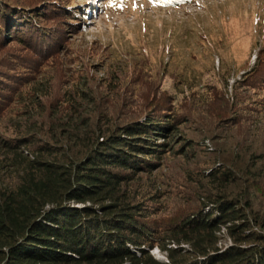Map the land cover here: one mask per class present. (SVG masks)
<instances>
[{
  "label": "trees",
  "instance_id": "trees-1",
  "mask_svg": "<svg viewBox=\"0 0 264 264\" xmlns=\"http://www.w3.org/2000/svg\"><path fill=\"white\" fill-rule=\"evenodd\" d=\"M67 2L0 0V51L9 48L0 57V118L46 64L60 75L50 106L21 110L17 131L0 134V264H264V150H244L243 186L237 168L213 169L205 180L216 186L214 195L180 217H154L163 209L152 198L158 192L137 199L131 191L177 151L182 114L169 112L159 96L122 122L83 111L96 94L85 69L62 71V35L78 20ZM240 82L264 85V45ZM256 103L240 113L222 110L219 120L234 128L248 115L264 116V99ZM43 112L54 131L40 137L31 130L43 132L35 116ZM22 128L29 131L20 134ZM222 227L232 241L227 248L218 245ZM181 243L187 247L171 246ZM153 247L167 261L154 258Z\"/></svg>",
  "mask_w": 264,
  "mask_h": 264
},
{
  "label": "rangeland",
  "instance_id": "rangeland-1",
  "mask_svg": "<svg viewBox=\"0 0 264 264\" xmlns=\"http://www.w3.org/2000/svg\"><path fill=\"white\" fill-rule=\"evenodd\" d=\"M67 3L78 20L73 30L63 34L65 39L62 35V71L69 76L75 69H85V80L96 94L94 104H82L83 111L90 107L92 114L101 111L112 121L122 122L131 111L159 96L170 102L169 112L182 114L177 151L165 154L153 174L143 175L131 191L137 199L158 192V198H152L163 209L154 217H180L204 203L205 194L214 195L216 186L205 180L213 169L237 168V184L243 186L245 177L238 168L247 161L244 150H264V116L253 113L247 116L249 122L244 118L234 128L219 119L222 110L240 113L264 99V85L252 88L237 83L251 71L264 45V0H191L175 5H168V0ZM5 47L0 57L6 55L8 44ZM53 70L46 64L36 79L15 93L0 118V134L17 131L14 123L21 121V110L31 114L50 106L51 90L58 87L60 76ZM45 115H35L43 132L41 128L31 130L40 137L54 131L52 120L43 119ZM18 131L26 134L29 128ZM217 234L220 247L232 244L224 227ZM171 246L187 247L183 243ZM149 252L167 261L158 247Z\"/></svg>",
  "mask_w": 264,
  "mask_h": 264
}]
</instances>
